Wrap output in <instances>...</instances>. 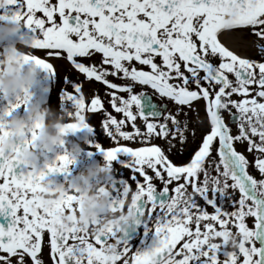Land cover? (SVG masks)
Here are the masks:
<instances>
[{
	"label": "snow or ice",
	"instance_id": "6c2138e0",
	"mask_svg": "<svg viewBox=\"0 0 264 264\" xmlns=\"http://www.w3.org/2000/svg\"><path fill=\"white\" fill-rule=\"evenodd\" d=\"M0 9L11 11L0 19L23 18L32 47L47 57L33 55L37 64L53 71L50 59L65 60L105 86L120 118L99 95L86 104L81 83L65 98L84 119L103 110L102 131L114 144L95 147L107 161L130 155L136 212L155 236L137 248L123 237L120 254H107L115 229L86 235L59 225L57 213L73 208L74 195L52 207L35 195L48 173L65 171L67 155L39 172L0 155L2 264H43L46 246L50 264H264V43L244 57L220 39L225 31H246L264 41V0H4ZM201 101L208 128L197 139L180 117ZM233 233L236 248L227 242Z\"/></svg>",
	"mask_w": 264,
	"mask_h": 264
},
{
	"label": "clouds",
	"instance_id": "9594fccd",
	"mask_svg": "<svg viewBox=\"0 0 264 264\" xmlns=\"http://www.w3.org/2000/svg\"><path fill=\"white\" fill-rule=\"evenodd\" d=\"M3 6L4 0H0V7ZM24 28L22 17L0 23V44L8 45L6 50L0 51V100L5 102L3 116L6 117L0 119V155L12 158L29 172H39L41 163L45 166L58 155H67L71 163L66 171L75 159L73 153L81 150L74 144L66 151H60L68 143V135L77 130L68 125L77 124L84 128L87 122L77 115L76 110H57L33 96L31 89L38 83L44 68L31 59L34 55L30 50L32 45L10 43L12 37ZM20 105L26 111L14 112ZM48 156L54 158L49 160ZM111 175L109 161L86 165L73 174L71 182L57 181L47 174L41 181V190L35 195L45 207H52L53 202L61 201L68 194L74 195L73 208L57 213L59 225L68 230L76 228L86 235L113 228L116 235L105 244L104 251L119 255L121 239L130 229L141 224L143 217L137 214L133 201V196L138 197L139 193L131 186L119 199L114 198L109 182ZM227 242L232 248L239 246L234 233L228 236Z\"/></svg>",
	"mask_w": 264,
	"mask_h": 264
},
{
	"label": "flooded vegetation",
	"instance_id": "af4514ba",
	"mask_svg": "<svg viewBox=\"0 0 264 264\" xmlns=\"http://www.w3.org/2000/svg\"><path fill=\"white\" fill-rule=\"evenodd\" d=\"M8 8L14 9L15 5H10L8 6ZM0 14H6L10 16L11 11L5 13L4 9H0ZM37 14L42 15L40 13ZM5 20L6 19H0V23L4 22ZM228 35L235 38L234 43L236 45L234 47L232 46L231 39L229 40V42H226L227 39L225 37H229ZM220 39L231 50L237 52V54L244 57H252V54H257V45L264 43V41H260L259 38L249 34L246 31L243 33L225 31L221 34ZM31 40L32 34L30 30L25 27L21 32L16 34V36L12 37L10 43L20 42L32 45ZM250 44H252L253 46H250ZM7 46V44H0V51L6 50ZM30 50L34 55H37L38 58L47 59L46 55L42 50H37L33 47H31ZM252 50H255V52H252ZM49 62L54 65V70H41V75L38 80V83L31 89V91L33 92V96L35 98H38L42 104H46L49 107L55 108L57 110L68 109L71 111H75L76 105L71 100L65 98V93L71 90L75 94V85L78 82L82 85L81 94L85 97L86 104L90 103V98L92 95H99L103 100L104 108L108 109L111 114L116 115L117 118H120V114L115 113L114 110H112L110 108V105L107 103L108 97L104 91V85H102L100 82H96L94 79L84 78L82 74H79L76 72V70L72 69L68 62H66L65 60L50 59ZM137 67L143 66L137 65ZM109 79L113 78L109 77ZM139 90V86L134 87V91ZM149 91L151 90L149 89ZM153 99L157 103H166L169 110H172L174 108V105L170 101H166L156 96H153ZM4 107L5 102L0 100V119L6 118L3 116ZM25 111L26 109L23 105H20L14 109V112L16 113H24ZM93 112L95 114L90 115L87 112L85 113L86 122L91 125L90 128H80L74 131L73 133H70L67 137L68 143L60 149L61 152H64L67 150L68 147H71L74 144L79 145V148L81 149L80 151L73 153L75 159L73 163L69 166V169L62 172L48 173V177L53 178L57 181L71 182L73 174L84 168L86 165L96 162L103 163L107 161L104 157L103 151L98 150L95 146L97 144H100L103 147L113 146L114 142L110 141V138H107L106 134L102 131L103 110L96 109L93 110ZM180 119L187 120L189 130H195L197 139H199L202 132L206 131L208 128L206 112L202 101L196 103L194 110H187V116L180 117ZM225 119H228L227 114H225ZM186 135L188 136L190 141L188 144V149L191 150L194 145L191 143L190 132H186ZM153 142L163 144V141L161 140H154ZM237 148L242 152L244 151L243 146L237 145ZM244 154L246 156L249 155L247 152H244ZM52 158L54 157L48 156L49 160H51ZM171 158L173 160L180 159V157L177 156H172ZM130 159L131 157L129 154L120 153L117 155L116 160L109 161L112 168V175L109 182L111 184L115 199H119L126 186H131L132 189H134L135 187L134 182L131 181L132 177L130 175V169L126 167V162ZM249 159H251V156H249ZM39 167L43 169L44 164L41 163ZM19 168H23V166H19ZM45 171L47 170L45 169ZM250 173L259 178L255 171H252L250 169ZM154 183L156 184L157 190H159L162 184L159 181H154ZM142 206L143 201H138V207ZM208 210L211 211L212 209L209 207ZM0 223H4V219L2 217H0ZM150 223V221L143 219L141 224L134 226L124 235V238L127 240L128 244L131 247H146L154 243V232L152 230L145 232L144 230L145 227L148 226ZM248 223L251 226V218H249ZM2 254L3 253L0 252V255ZM0 264H2V262H0ZM43 264H50L49 248L47 246L45 247L43 252Z\"/></svg>",
	"mask_w": 264,
	"mask_h": 264
},
{
	"label": "bare ground",
	"instance_id": "6f19581e",
	"mask_svg": "<svg viewBox=\"0 0 264 264\" xmlns=\"http://www.w3.org/2000/svg\"><path fill=\"white\" fill-rule=\"evenodd\" d=\"M229 37H225L227 40H226V42L228 41L229 42V40L231 39V41H232V46L234 47L236 44L234 43V41H235V38L234 37H232V36H230V35H228ZM229 45V44H228ZM230 46V45H229Z\"/></svg>",
	"mask_w": 264,
	"mask_h": 264
},
{
	"label": "rangeland",
	"instance_id": "374dc122",
	"mask_svg": "<svg viewBox=\"0 0 264 264\" xmlns=\"http://www.w3.org/2000/svg\"><path fill=\"white\" fill-rule=\"evenodd\" d=\"M250 46H253L252 44H250ZM252 52H255V50H252ZM253 56L256 55V54H252Z\"/></svg>",
	"mask_w": 264,
	"mask_h": 264
}]
</instances>
